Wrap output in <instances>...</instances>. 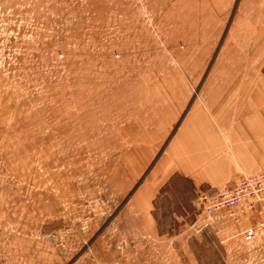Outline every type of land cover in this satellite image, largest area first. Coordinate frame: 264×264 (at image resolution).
<instances>
[{
	"label": "rangeland",
	"instance_id": "obj_1",
	"mask_svg": "<svg viewBox=\"0 0 264 264\" xmlns=\"http://www.w3.org/2000/svg\"><path fill=\"white\" fill-rule=\"evenodd\" d=\"M200 2L166 3L158 26L147 0H0V264L203 262L138 236L128 204L177 108L232 102L218 28L185 27Z\"/></svg>",
	"mask_w": 264,
	"mask_h": 264
},
{
	"label": "crops",
	"instance_id": "obj_2",
	"mask_svg": "<svg viewBox=\"0 0 264 264\" xmlns=\"http://www.w3.org/2000/svg\"><path fill=\"white\" fill-rule=\"evenodd\" d=\"M172 1L147 0L158 26L161 21L166 26L167 18L158 17ZM200 3L201 20H190L185 27L218 28L208 33L220 36L215 58L230 65L232 102H191L186 110L177 108L169 141L151 177L139 183L128 204L140 228L138 236L168 235L175 252L178 237H183L185 252L198 263L219 259L220 264H242L264 256V199L250 211L237 216L222 212L205 225L196 196L231 188L243 175L264 172V0H232V9L226 0ZM218 10L224 17L213 13ZM249 229L252 235L246 238ZM200 234L207 249L198 260L193 239Z\"/></svg>",
	"mask_w": 264,
	"mask_h": 264
},
{
	"label": "built area",
	"instance_id": "obj_3",
	"mask_svg": "<svg viewBox=\"0 0 264 264\" xmlns=\"http://www.w3.org/2000/svg\"><path fill=\"white\" fill-rule=\"evenodd\" d=\"M263 199L264 172L243 175L231 188L198 193L196 196L205 225H211L216 215L222 212L229 216H237L250 211ZM251 235L252 229L247 230L246 238H250ZM243 264H264V257Z\"/></svg>",
	"mask_w": 264,
	"mask_h": 264
}]
</instances>
